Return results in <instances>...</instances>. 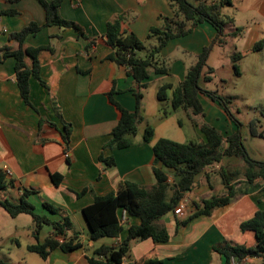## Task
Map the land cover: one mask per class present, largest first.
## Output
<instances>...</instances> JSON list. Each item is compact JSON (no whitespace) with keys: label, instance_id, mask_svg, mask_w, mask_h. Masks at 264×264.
I'll use <instances>...</instances> for the list:
<instances>
[{"label":"crops","instance_id":"obj_1","mask_svg":"<svg viewBox=\"0 0 264 264\" xmlns=\"http://www.w3.org/2000/svg\"><path fill=\"white\" fill-rule=\"evenodd\" d=\"M0 9L18 11L14 15L0 16V48L16 46V42L8 38L10 32L20 30L30 21L43 24L45 20L44 10L36 0H20L13 4L1 1ZM124 11H131L134 15L132 21L125 23V27L142 40L146 38L150 26L159 24L161 14L172 15L167 0H64L59 8L61 16L77 22L88 36L99 37L89 52L83 49L72 29L45 26L36 34L26 37L24 47L49 45L53 49H42L38 53L40 76L45 85L33 77L29 80L30 101L38 112L20 96L15 80L14 58L7 57L0 61V169L6 165L14 180V187L8 188L3 196L17 201L23 188L35 190L28 196L35 206V212L50 219H59V214L50 213L42 206V199L61 208L68 215L81 244L80 248L67 252L54 248L42 258L28 251L26 246L36 241L42 242L52 234V226L44 225L36 239L29 214L21 213L12 217L3 209V212L0 211V245L10 241L18 249L25 247V251L15 252L19 253L23 261H6L14 264H88L87 256L95 247L120 242L126 230L117 238L91 240L82 209L91 204L92 195L84 193L78 197L74 192L89 186L96 195H105L123 180L152 185V144L159 138H168L162 135V131L173 123L178 126L175 130L178 137L168 139L178 142L191 141L180 139L182 128L187 123H190L195 138L203 140L199 129L201 122L198 120L215 127L223 136L236 131L235 124L223 108L205 94H199L204 115L189 119L183 110L187 123L181 119V124L176 116L181 109L171 110L169 100L160 102L156 96L158 87L165 82L177 86L188 67L194 63L196 55L214 39L216 30L211 24L203 22L190 33L169 40L161 49L159 57L169 65V74L157 75L152 71L149 74L141 102V114L144 117L138 128L139 132L144 124L141 137L135 136L134 143L126 148L104 147L120 118L119 109L110 102L107 93L113 89V98L128 111H134L136 106L132 91L133 78L124 66L107 59L111 49L102 39L107 22ZM243 12L247 13V19ZM225 13L233 19L234 26L242 29L238 37L229 38L225 45H230L242 55H256L255 45L264 41V32L259 23L264 21V0H232V5L228 6ZM217 47L213 46L207 60L213 69L216 66L209 61L215 57ZM140 55L143 56L144 51ZM25 63L31 66L29 56H25ZM171 94L169 90L168 97ZM52 98L60 109L62 119L71 125L67 148L62 140L63 124L52 108ZM162 110L169 113L165 118L158 119ZM40 116L55 127L45 122L39 130ZM147 125L154 129L150 143L142 141L143 130ZM248 152L253 158L264 160L263 151L248 148ZM100 154L112 157L115 164L104 167L98 159ZM242 163L241 159L231 156L225 157L219 164L204 168V174L196 176L192 190L180 201L184 205L183 214L170 212L163 217L170 234L169 240L163 243H155L151 238L133 241L125 261L153 259L160 261L159 264H222L221 256L211 250L212 244L240 233L241 240L234 243L254 245V234L240 231L239 224L253 216L256 210L264 209V191L259 189L239 195L230 204L214 209L209 216H199L184 226H176V221L183 220L194 210V204L224 190L220 177L215 173L219 166L241 167ZM56 172L62 175L58 186L54 185L51 178V174ZM242 181V177H236L232 183L239 188L243 186ZM256 182L264 185L263 179L258 178ZM7 215L14 220H8ZM138 222L136 217L128 218V224ZM19 231L24 232L23 240L17 235ZM72 234V231H67L66 238ZM1 248L0 253L3 254ZM30 253L37 255V258ZM246 262L262 264L258 258H248Z\"/></svg>","mask_w":264,"mask_h":264},{"label":"trees","instance_id":"obj_2","mask_svg":"<svg viewBox=\"0 0 264 264\" xmlns=\"http://www.w3.org/2000/svg\"><path fill=\"white\" fill-rule=\"evenodd\" d=\"M6 3H17L20 0H0ZM44 10L45 20L43 24L30 21L20 30L10 32L8 38L16 42V46H4L0 48V61L7 57L14 58V72L17 87L23 101L38 109L30 101L31 77L45 85L40 76V63L38 53L42 49L53 51L49 45L38 47H24L23 43L29 34H36L45 26H58L64 29H72L76 38L82 43V47L89 52L95 44L98 36H88L83 27L73 20L61 16L59 8L64 0H36ZM76 1V0H73ZM172 10V15L159 17V24L152 25L148 29L144 40L125 27V23L132 21L134 15L131 11L116 14L106 24V30L102 39L110 47L111 51L107 59L117 65L124 66L127 73L133 78L132 91L135 96L136 106L134 111L122 108L113 98L115 91L110 90L107 95L112 104L120 111V118L113 127L109 140L104 147L122 149L134 143L138 128L144 120L141 114V102L143 90L148 85L150 72L157 75L169 74V65L159 57L161 49L169 40L190 33L198 24L207 22L216 30L212 42L205 46L196 55L183 78L177 85L169 82L161 84L156 92L157 99L161 102L169 100L171 110H184L189 118L204 115V108L199 99V94L207 95L211 100L218 103L227 116L236 126V131L223 136L215 127L206 122H201L199 129L203 135L201 141L178 142L168 138H159L152 144L153 164L152 173L154 183L150 186L138 184L133 181L123 180L116 188L105 195H96L91 187H85L76 196L90 193L93 201L83 207L82 214L89 227V238L93 241L102 237L117 238L126 230L125 237L116 244H101L95 247L87 256L88 264H159L160 261L153 259H140L125 261L130 252L131 243L136 240L151 238L155 243H163L169 240L170 234L163 221L164 215L172 212L182 200L184 195L191 191L196 183V176L204 174V168L219 164L225 157L235 156L242 160L241 167L219 166L216 174L220 177L224 186L221 193L211 194L202 198L200 203L194 204V210L183 220L176 221V226H184L192 219L199 216H209L218 207L226 206L234 201L239 195L254 190H263L264 185L256 182L260 178L264 180V160L253 158L247 151L241 133L242 123L231 111L230 102L217 91L209 90L201 85L202 82H210L213 78L214 69L207 64L208 56L214 45H223L229 38L238 37L242 29L234 26L233 19L223 15L222 10L232 5V0H167ZM15 9H0L1 15H14ZM261 41L254 49H260ZM144 51L141 56L140 52ZM25 56L31 58V66L25 63ZM243 55L234 52V73L240 74L235 62ZM171 90V97L167 92ZM51 105L55 113L60 117L63 124L62 140L67 148L71 133L70 123L65 122L60 109L54 98ZM169 111L162 110L158 119H163ZM47 122L42 116L39 118V130L42 124ZM54 126L53 123L47 122ZM178 123L182 121L178 119ZM248 132L251 137L264 138V129L261 120L253 118L248 123ZM154 129L147 125L142 134V141L150 143L153 139ZM99 161L104 167L115 164L112 157L99 155ZM207 172H205L206 174ZM208 175V173H207ZM61 174L52 173L51 178L55 186L61 180ZM242 177V187L236 188L232 180ZM14 187V180L4 170L0 169V206L12 217L25 213L32 218V227L35 237L44 225L52 226V234L44 238L42 242L36 241L28 244L26 249L37 253L45 258L54 248L62 251H72L81 247L78 235L74 232L70 219L62 209L51 202L42 199V206L50 213L59 214V219H50L45 215L35 212V206L28 200V196L35 190L23 188L17 201H11L3 196L8 188ZM126 210L128 218L139 219L137 224L123 226L119 223L118 215L121 210ZM240 231H251L254 234L255 244L248 246L243 243H234L223 239L212 244L211 250L219 254L222 264H247L245 257L258 258L264 264V209H258L253 216L243 220L239 224ZM67 231L73 234L66 238ZM0 264H14L0 259Z\"/></svg>","mask_w":264,"mask_h":264},{"label":"rangeland","instance_id":"obj_3","mask_svg":"<svg viewBox=\"0 0 264 264\" xmlns=\"http://www.w3.org/2000/svg\"><path fill=\"white\" fill-rule=\"evenodd\" d=\"M227 9L228 7L223 8V15L226 14L225 10ZM243 15L246 16L247 19V13L243 12ZM248 23L250 22L248 21ZM259 23L262 27V31L264 32V21H259ZM225 44L218 45L215 49V57H212L209 61L216 66L212 80L207 83L202 82L201 85L209 90L217 91L221 96L229 100L231 111L242 123L240 130L247 151L248 148H250L254 151H263L262 153L264 154V139L251 137L248 132V123L253 118H259L261 120L262 128L264 129V41L261 43L260 49H257L256 55H243L240 60L235 62L240 74L234 73V61L232 54L235 50L232 49L230 45ZM184 113L185 112L183 110H179L178 113H176V116L180 120L182 119L187 123V116ZM198 122L203 121L198 120ZM143 125H141L140 130L137 133V137H141V129ZM176 129H178V126L176 123H173L171 127L164 128L162 135L168 138L178 137L175 131ZM180 137V139L185 141H188L189 139L200 141L195 138L196 136L192 133L190 123L184 125ZM0 211L3 212V208L1 206ZM7 218L8 220H14L9 215H7ZM44 228L46 229V227ZM17 235L21 236V240H23L24 232L19 231L17 232ZM223 239L231 242H238L241 240V237L240 233H237ZM16 246L17 245L14 242L5 241L0 245L3 253H0V258L16 262L23 261L20 259L21 256H19V253L15 254V252H20L21 250L25 251V247L18 249ZM9 248L13 251L10 252ZM30 254L35 257V259L37 258V255L32 253Z\"/></svg>","mask_w":264,"mask_h":264},{"label":"built area","instance_id":"obj_4","mask_svg":"<svg viewBox=\"0 0 264 264\" xmlns=\"http://www.w3.org/2000/svg\"><path fill=\"white\" fill-rule=\"evenodd\" d=\"M1 158V157H0ZM4 172L10 177L11 175V172L10 170L8 169V167L6 165L3 166V169ZM183 208H184V205L182 202H179L177 207L175 208V214L177 215H182L183 214ZM118 220H119V223L123 226H126L128 225V215H127V212L126 210H121V212L119 213L118 215ZM249 257H245V261L248 259Z\"/></svg>","mask_w":264,"mask_h":264}]
</instances>
